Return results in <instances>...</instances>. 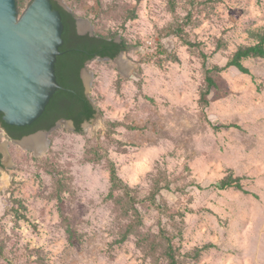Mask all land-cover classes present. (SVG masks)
Returning <instances> with one entry per match:
<instances>
[{"label": "rangeland", "instance_id": "1", "mask_svg": "<svg viewBox=\"0 0 264 264\" xmlns=\"http://www.w3.org/2000/svg\"><path fill=\"white\" fill-rule=\"evenodd\" d=\"M30 1L17 0L20 14ZM63 2L93 35L128 49L85 66L100 114L86 132L57 127L36 159L0 129L12 162L0 177V264H165L161 249L147 254L136 236L119 243L126 221L108 199L107 161L139 201L162 172L169 188L154 205L164 209L140 202L139 232L170 231L180 264H264V58L243 62L249 74H216L208 108L199 104L205 65L224 67L264 36V0ZM91 155L101 162L89 163ZM226 178L242 189L220 190Z\"/></svg>", "mask_w": 264, "mask_h": 264}, {"label": "trees", "instance_id": "2", "mask_svg": "<svg viewBox=\"0 0 264 264\" xmlns=\"http://www.w3.org/2000/svg\"><path fill=\"white\" fill-rule=\"evenodd\" d=\"M54 9L58 10L62 16L64 25L63 40L64 45L60 48L62 53L55 65V74L57 83L61 87L58 89L50 100L42 116L31 126L15 127L4 123L0 113V127L5 130L7 137L13 140H21L22 138L34 134L38 131L52 130L58 121H72L76 133H81L82 125L85 122L91 121L96 115V109L90 102V98L86 95L81 72L85 68V64L89 60L95 58L116 59L122 52L128 49L127 43L117 41L115 37H105L94 35V37H78L75 34L76 16L68 12L57 1L51 0ZM211 0H197L198 4H209ZM171 6L175 8L173 0H170ZM195 3L192 4L191 10L196 8ZM192 16V12L188 13ZM175 34L183 36L184 30L181 26L175 30ZM74 35V39L70 36ZM184 43L190 48H195L196 44L190 40H185ZM205 57V55L203 54ZM264 58V36L254 45L239 48L232 57L229 58L224 67L213 65L208 67L205 65L204 86L199 98V104L203 110L209 106V97L214 89H216L215 75L225 71L227 68L233 67L242 74H249L248 69L243 65L247 59H263ZM205 59V58H204ZM119 126L117 122L107 123L108 137L111 131ZM130 128V127H129ZM89 163H100L101 159L91 155L88 158ZM2 164V154L0 153V166ZM110 172V190L108 199L115 206V213L119 219L126 221L125 230L119 243H124L131 236H136L137 246L153 256L158 249L162 251V258L165 264H180V258L172 243L174 235L169 234L165 228L161 227L158 235L146 234L142 235L139 232V227L142 225V218L137 205L140 202H150L152 206H156L159 210L164 209L162 205H154L156 197L160 195L163 189H168L169 184L162 187L165 177L161 171H157L152 179V189L148 196L143 201H139L137 197L138 190L131 188L128 184L122 181L118 175V171L113 162L107 161ZM217 187L220 190L229 188L242 189V185L237 179L226 178L222 180ZM17 205L15 208V217L17 220L26 219L24 214H21L20 209H24L21 201H14ZM4 249L0 246V256L3 255Z\"/></svg>", "mask_w": 264, "mask_h": 264}, {"label": "water", "instance_id": "3", "mask_svg": "<svg viewBox=\"0 0 264 264\" xmlns=\"http://www.w3.org/2000/svg\"><path fill=\"white\" fill-rule=\"evenodd\" d=\"M55 1L72 13L63 0ZM78 20L81 33L93 34L88 20ZM63 31L62 16L54 9L51 0H31L21 14L17 0H0V113L5 124L31 126L45 112L55 92L61 89L57 83L55 65L62 54L60 48L64 45ZM116 40L122 41L120 38ZM82 79L87 95L91 89L93 72L87 73L84 68ZM90 102L96 109L93 101ZM99 116L96 109L95 117L82 125L81 132H86ZM63 121L58 122L50 131H38L21 140L9 139L28 149V152L34 150V158H42L49 148L47 135L50 132L61 125L75 131L72 121ZM0 153L2 177L12 168L6 141L0 144Z\"/></svg>", "mask_w": 264, "mask_h": 264}, {"label": "flooded vegetation", "instance_id": "4", "mask_svg": "<svg viewBox=\"0 0 264 264\" xmlns=\"http://www.w3.org/2000/svg\"><path fill=\"white\" fill-rule=\"evenodd\" d=\"M71 13V12H70ZM78 22H79V20L76 18V22H75V34H76V36H78V37H85V36H89V37H94V35L91 33V32H88V33H81L80 32V30H79V24H78ZM75 34H73L72 36H70L72 39H74L75 37H74V35ZM120 56V55H119ZM89 61H91V60H89ZM89 61H87L86 62V64H85V66L87 65V63L89 62ZM81 77H82V72H81ZM61 121V120H60ZM60 121H58V122H60ZM57 122V123H58ZM63 122H66V121H63ZM73 123V122H72ZM57 125V124H56ZM73 127H74V124L72 125ZM0 129H3V128H1L0 127Z\"/></svg>", "mask_w": 264, "mask_h": 264}]
</instances>
